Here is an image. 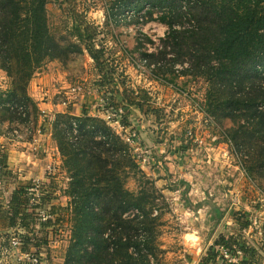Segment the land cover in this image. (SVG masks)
Wrapping results in <instances>:
<instances>
[{"label":"rangeland","instance_id":"obj_1","mask_svg":"<svg viewBox=\"0 0 264 264\" xmlns=\"http://www.w3.org/2000/svg\"><path fill=\"white\" fill-rule=\"evenodd\" d=\"M114 7L115 0H50L48 26L65 55L49 59L31 82L38 73H47L58 86L60 73L68 70L77 84L70 88L72 95L61 102L90 94L94 107L87 108L86 114L103 120L122 137L136 167L126 169L107 156L103 160L111 162L130 192L143 193L146 200L155 199L152 204L159 226L155 244L146 248L156 251L153 263L218 264V259L213 262L218 255L216 244L224 238L223 243L241 247L246 263L264 264V176L253 174V155L242 149L249 133L253 134V123L245 117L213 113L207 104L211 84L206 78L181 76L179 65L175 67L176 75L172 74L170 63L165 65L168 74L149 68L145 55L162 49L161 39L169 26L158 20V14L154 20L141 15L131 18V13L125 16L117 8L111 12ZM12 88V79L0 67V93ZM2 99L10 101L5 96ZM17 104H1L0 133L30 141L39 130L49 129L59 149L51 145L50 156L58 171L67 173L66 193L73 203V174L54 129L59 114L47 117L42 113L36 122L35 114H31L33 107L18 104L22 108H17ZM6 110L17 113V120L4 118ZM120 110L125 115L123 128L113 127L105 120L106 113ZM61 129L70 141L72 156L80 143L83 149L85 137L80 131ZM130 135H134L132 142L127 140ZM102 139L99 135L98 140ZM30 146L24 147L32 151ZM42 154L46 151L38 153ZM90 159L95 161V157ZM9 184L10 180L0 175V192H10ZM58 189L56 186L50 192ZM63 214L66 264L77 215L73 206L64 208ZM139 243L144 249L145 242Z\"/></svg>","mask_w":264,"mask_h":264},{"label":"trees","instance_id":"obj_2","mask_svg":"<svg viewBox=\"0 0 264 264\" xmlns=\"http://www.w3.org/2000/svg\"><path fill=\"white\" fill-rule=\"evenodd\" d=\"M115 1L113 13L117 8L125 16L131 13V18L141 15L147 20H154L158 14V20L169 26L161 39L162 49L145 55L149 68L168 74L165 65L170 63L172 74L176 75L179 65L181 76L206 78L211 84L207 104L213 113L245 117L253 123V134L249 133L242 149L253 155V174L264 176V0ZM49 2L0 0V67L13 81L10 92L0 93V106L18 103L33 107L31 114H36L37 105L28 94L29 83L49 59L65 55L48 26ZM2 96L10 101H3ZM57 117L54 129L73 174L70 207L77 215L66 264H155L152 258L156 251L146 249L155 244L159 226L152 204L155 199L146 200L143 193L130 192L111 162L103 160L107 156L126 169L136 167L122 137L103 120L88 115ZM4 118L16 121L17 113L6 110ZM66 127L85 137V146L82 149L80 143L74 147L73 156L67 134L64 136L61 129ZM99 135L104 139L98 140ZM28 189L23 186L13 196L14 219L20 202L28 201ZM140 241L145 242L144 249ZM225 243L222 245L232 246ZM216 253L214 263L219 258L217 249Z\"/></svg>","mask_w":264,"mask_h":264},{"label":"crops","instance_id":"obj_3","mask_svg":"<svg viewBox=\"0 0 264 264\" xmlns=\"http://www.w3.org/2000/svg\"><path fill=\"white\" fill-rule=\"evenodd\" d=\"M38 75L28 88L30 98L38 106V112L35 114L36 122H39L42 113L47 117L56 113L81 116L87 115V108L94 107L90 94L78 95L69 98V101L61 102L72 95L70 88L77 84L73 83L68 70L65 69L63 74L60 73L62 81L58 86L52 82L51 74L38 73ZM59 92L62 93L61 96H57ZM132 111V109L128 111V117ZM41 136L44 139V147L46 146L43 150L46 151V155H35L31 148H25L30 146L26 143L29 140L0 133V167L2 175L10 180V192H0V264H31L28 261V255L32 253L41 259V264H64L65 216L63 210L66 207L69 209L71 201V197L66 193L68 178L65 170L52 175L51 179L45 183L43 192L47 189L48 193H44L41 199L36 200L34 206L30 207L31 198L25 195L28 201L25 202L23 199V202H20L15 219L12 215L14 194L23 186L30 188L33 178L39 172L44 175L45 166L54 163L50 156L51 145L59 152L57 142L52 140L53 136L49 129L42 132ZM61 163L62 161L57 164ZM56 186L59 189L56 192H50ZM39 211H46L45 220L39 218ZM223 236L226 240L230 239L226 234ZM17 237L25 239L26 244L21 249L15 250L12 240ZM221 245L216 244V248Z\"/></svg>","mask_w":264,"mask_h":264},{"label":"built area","instance_id":"obj_4","mask_svg":"<svg viewBox=\"0 0 264 264\" xmlns=\"http://www.w3.org/2000/svg\"><path fill=\"white\" fill-rule=\"evenodd\" d=\"M79 86L78 88H80ZM16 107H21L20 105H16ZM105 120L112 125L113 127L123 128L122 127V118L125 116L123 111L120 112H108L106 113ZM42 130H39L29 141L30 145L32 146V152L35 155H38L39 152L43 151L45 143L44 139L42 138ZM17 137V136H13ZM21 138V137H19ZM129 142L134 140V135H130L127 137ZM1 150V147H0ZM1 169V167H0ZM58 168L55 166L54 163L48 164L44 168V175L42 172H39L32 181V186L28 189L29 193L27 197L31 198L30 207L34 206L36 200L41 199L43 197V188L45 183L49 181L52 175L57 174ZM0 175H2V171L0 170ZM38 216L40 219L45 220L47 218L46 211H39ZM26 244V240L23 238H14L12 240V246L15 250L21 249ZM217 251L219 253L218 264H248L245 262L244 254L242 255V250L238 245L228 246V245H221L217 247ZM28 261L31 264H41V259L34 253L28 255Z\"/></svg>","mask_w":264,"mask_h":264}]
</instances>
